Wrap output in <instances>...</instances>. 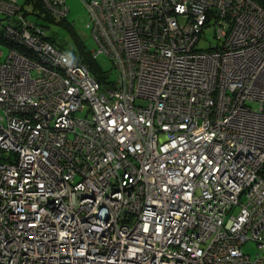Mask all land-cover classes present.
Here are the masks:
<instances>
[{
  "label": "built area",
  "instance_id": "obj_1",
  "mask_svg": "<svg viewBox=\"0 0 264 264\" xmlns=\"http://www.w3.org/2000/svg\"><path fill=\"white\" fill-rule=\"evenodd\" d=\"M84 4L102 83L0 0V264H264V2Z\"/></svg>",
  "mask_w": 264,
  "mask_h": 264
},
{
  "label": "rangeland",
  "instance_id": "obj_2",
  "mask_svg": "<svg viewBox=\"0 0 264 264\" xmlns=\"http://www.w3.org/2000/svg\"><path fill=\"white\" fill-rule=\"evenodd\" d=\"M18 1L23 3L25 0ZM84 1L90 2L92 0H65L66 6L69 10L65 19L53 17L50 14L45 13L44 9L40 7L39 9H36L37 17L32 18V20L44 29L48 34V37H53L52 40L56 44L55 47L57 46L59 50H62V47H59V45H64L66 48H76V40L79 42L83 51L91 54L95 51L96 44L91 36L89 27H87L90 17ZM215 45L216 40L213 34V29L212 27H207L204 31V35L200 38L197 44V48L200 50H207ZM94 63L102 71H110L113 73L112 63L107 57L98 56L94 60ZM252 106L254 108L256 107V105ZM85 111V105H83L76 113V116L83 117ZM242 249L245 253L253 257L256 252V245L249 242L245 244Z\"/></svg>",
  "mask_w": 264,
  "mask_h": 264
},
{
  "label": "trees",
  "instance_id": "obj_3",
  "mask_svg": "<svg viewBox=\"0 0 264 264\" xmlns=\"http://www.w3.org/2000/svg\"><path fill=\"white\" fill-rule=\"evenodd\" d=\"M258 3H263L264 0H254ZM32 6L34 9H39L41 7V2L39 0H31ZM53 37H48V40L55 46L56 44L52 40ZM75 46L76 48H66L64 45L59 47H62V51L67 54L70 58H72L75 61L84 63L88 69L90 74L97 79L100 83L106 81V79L111 78L113 73L110 71H102L99 67H97L94 63V60L91 56V54H88L87 52L83 51L78 41L75 40ZM57 47V46H56ZM112 79V78H111Z\"/></svg>",
  "mask_w": 264,
  "mask_h": 264
}]
</instances>
